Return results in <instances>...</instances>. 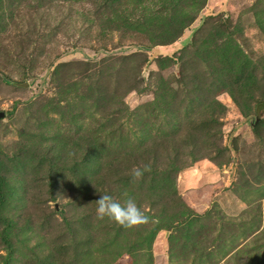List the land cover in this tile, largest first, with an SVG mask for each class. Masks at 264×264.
Segmentation results:
<instances>
[{
    "label": "rangeland",
    "instance_id": "rangeland-1",
    "mask_svg": "<svg viewBox=\"0 0 264 264\" xmlns=\"http://www.w3.org/2000/svg\"><path fill=\"white\" fill-rule=\"evenodd\" d=\"M0 112V264H264V0H0Z\"/></svg>",
    "mask_w": 264,
    "mask_h": 264
},
{
    "label": "clouds",
    "instance_id": "clouds-1",
    "mask_svg": "<svg viewBox=\"0 0 264 264\" xmlns=\"http://www.w3.org/2000/svg\"><path fill=\"white\" fill-rule=\"evenodd\" d=\"M146 170V169H145ZM143 171L134 168L132 175L140 178ZM97 218L109 220L125 228H134L149 223V217L141 210L134 199L129 198L124 203L115 199L111 194L105 193L95 201Z\"/></svg>",
    "mask_w": 264,
    "mask_h": 264
},
{
    "label": "crops",
    "instance_id": "crops-1",
    "mask_svg": "<svg viewBox=\"0 0 264 264\" xmlns=\"http://www.w3.org/2000/svg\"><path fill=\"white\" fill-rule=\"evenodd\" d=\"M181 40H183V38ZM170 46H173V45H170ZM162 48H158V49L162 50ZM221 176L222 174L220 173L209 172V171H207V173L198 172L196 174H192L188 176L184 180V184L187 185V187H189L188 189H186L184 193V198L187 199V201H189L194 207H198L200 204L199 199H198V197H200L199 195L201 194L204 197H206V193L208 191H211L210 187L212 185H215L214 183H217V182L220 183V181L222 180ZM194 185H201L202 191H200L199 193L193 191L192 186Z\"/></svg>",
    "mask_w": 264,
    "mask_h": 264
},
{
    "label": "trees",
    "instance_id": "trees-1",
    "mask_svg": "<svg viewBox=\"0 0 264 264\" xmlns=\"http://www.w3.org/2000/svg\"><path fill=\"white\" fill-rule=\"evenodd\" d=\"M191 22H187V25H185V27L183 28L181 33H179V35L174 34V35L169 36V37L164 36V37H162L160 43L156 44L155 46H158V45H161V46L173 45L182 36L183 31L189 26V24H191ZM179 32H180V29H179ZM161 42H163V43H161ZM134 55L135 56H139V55H142V54L141 53H137V54H134ZM135 56H133V54H132V57H135ZM158 56H162V54H158ZM144 63H146V64L148 63V58L144 60Z\"/></svg>",
    "mask_w": 264,
    "mask_h": 264
},
{
    "label": "water",
    "instance_id": "water-1",
    "mask_svg": "<svg viewBox=\"0 0 264 264\" xmlns=\"http://www.w3.org/2000/svg\"><path fill=\"white\" fill-rule=\"evenodd\" d=\"M5 117V113L4 112H0V120H3Z\"/></svg>",
    "mask_w": 264,
    "mask_h": 264
}]
</instances>
